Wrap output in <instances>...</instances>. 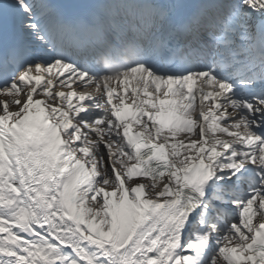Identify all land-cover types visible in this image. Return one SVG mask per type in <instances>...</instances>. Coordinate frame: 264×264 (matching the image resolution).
<instances>
[{"label":"snow or ice","instance_id":"snow-or-ice-1","mask_svg":"<svg viewBox=\"0 0 264 264\" xmlns=\"http://www.w3.org/2000/svg\"><path fill=\"white\" fill-rule=\"evenodd\" d=\"M0 264H264V0H0Z\"/></svg>","mask_w":264,"mask_h":264},{"label":"clouds","instance_id":"clouds-1","mask_svg":"<svg viewBox=\"0 0 264 264\" xmlns=\"http://www.w3.org/2000/svg\"><path fill=\"white\" fill-rule=\"evenodd\" d=\"M105 67L110 71V72H115L118 71V67L114 66L112 63H106Z\"/></svg>","mask_w":264,"mask_h":264},{"label":"bare ground","instance_id":"bare-ground-1","mask_svg":"<svg viewBox=\"0 0 264 264\" xmlns=\"http://www.w3.org/2000/svg\"><path fill=\"white\" fill-rule=\"evenodd\" d=\"M63 90H64L65 92H67V91H68V89H67V88H64ZM119 91L122 93V92H123V89H122V88H120V89H119ZM129 94H131V93H129ZM13 110H14V109H13Z\"/></svg>","mask_w":264,"mask_h":264}]
</instances>
